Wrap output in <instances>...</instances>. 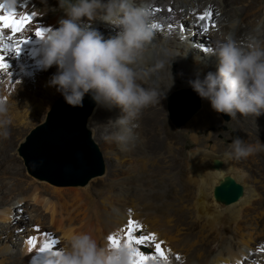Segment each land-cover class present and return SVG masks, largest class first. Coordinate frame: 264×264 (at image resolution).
Wrapping results in <instances>:
<instances>
[{
	"label": "bare ground",
	"instance_id": "obj_1",
	"mask_svg": "<svg viewBox=\"0 0 264 264\" xmlns=\"http://www.w3.org/2000/svg\"><path fill=\"white\" fill-rule=\"evenodd\" d=\"M52 2L0 0V70L3 64H12L14 71L24 69L4 80L9 86L4 89L8 120L5 113L0 114V129L42 123L67 82L79 77L98 91L90 125L102 128L105 117L106 127L117 132L123 150L128 145L140 146L133 154L124 152V156L137 158L124 164L119 173L108 165L105 175L88 182L89 199L76 207L87 204L94 210L99 203L91 198L94 185L103 177L109 181L110 194L101 200L106 208L101 217L107 222L103 237L107 243L100 244L98 237L94 240V233L84 234L80 218L71 208L64 210L46 201L51 224L96 264H264V199L259 190L264 186V170L254 167V161L264 166V0H87L71 12L57 5L49 10ZM235 2L242 5L232 7ZM112 11L114 15H110ZM138 22L161 25L166 32H156L169 33L174 39L149 44L141 35L155 33V28H138L133 24ZM194 29L199 30L196 36L203 35L206 45L191 50L198 54L182 57L178 52L187 51L188 44L179 34ZM209 44L235 64L229 70L240 78L230 80H241L238 90L224 93L225 88H217L221 53H212ZM175 61L196 81L185 85L198 88L204 97L201 111L181 131L173 129L166 109L171 90L164 84L176 83ZM36 82L43 91L36 90ZM245 87L254 93L244 91ZM224 108L232 114L230 144L218 139L225 136L219 128L209 131L224 122L219 113ZM148 127L154 129V154L143 146L141 133ZM253 141L263 144L260 160L248 158ZM188 146L195 149L185 160ZM227 146L231 148L226 150ZM112 173L117 178L112 179ZM231 183L242 190L229 201L217 190ZM19 184L12 199L8 197L14 192H5L4 187L0 195V243H4L0 245V264H43L48 259L43 238H21L20 243L14 231L25 228L23 222L16 225L15 221L25 212L27 197L37 204L44 198L37 186ZM156 193L162 196L156 198ZM137 223L148 228L141 238L129 231ZM5 232L7 236H2ZM127 237L154 249V254L138 253L139 259H133L136 246L128 244ZM212 240L220 244L216 252L206 250ZM74 261L82 263L80 258Z\"/></svg>",
	"mask_w": 264,
	"mask_h": 264
},
{
	"label": "rangeland",
	"instance_id": "obj_2",
	"mask_svg": "<svg viewBox=\"0 0 264 264\" xmlns=\"http://www.w3.org/2000/svg\"><path fill=\"white\" fill-rule=\"evenodd\" d=\"M126 1L129 2L130 0H126ZM247 1L248 0H245V2H247ZM85 3H87V0H53L52 6L49 7V10H52V7L57 5L61 8L62 11L71 12L75 9V7L83 5ZM112 4H114V2ZM232 4H233V6H232ZM232 4L229 5L228 8H232L234 6L240 7L242 5L241 3H238V2H235ZM262 6H264V3L262 4ZM0 7H1L0 8V13H1L2 6H0ZM118 10H120V7L116 6V11L118 12ZM139 10H143V9H139ZM114 13H115V11H112V13H110V15H114ZM182 18H184V21H185L186 17H182ZM187 20H190L189 17L186 18V21ZM236 21H237V19H236ZM231 22H233V21H231ZM76 24H78V23H76ZM133 24H135L136 27L139 26L138 28H142L143 26L144 27L150 26L151 27L150 29H153V27L155 28L154 29L155 33H153V32L151 33V32L147 31L146 33H143L141 35L142 38L145 41H147V43H149V44L155 43L156 41H161V39L162 40H165L166 38L168 40L174 39L173 35H171L169 33H166L164 36H163V34H161L159 32L157 33L156 31H160V32L164 33V32H166V30H164L163 26H161V25L159 26V25L154 24V22H151V25L150 24L149 25H143L142 24L143 26L140 25L141 24L140 22H138V25L136 23H133ZM244 25L245 24H243V26ZM184 30L182 32L179 31V32H181L179 34V36L183 38V43L188 44L186 47L187 51L186 50L184 51V49H183L184 52L182 51V54H181L180 50L178 53L182 57L188 58L189 56H191L190 55L191 53H194V55L198 54V52H196V51L193 52L191 50H193L195 47H199L201 45L205 46L206 44H204V42H203V40H204L203 35L196 36V33H199L198 29H194L189 34H185ZM0 39H1V36H0ZM210 39H212V38H210ZM206 41H208V40H206ZM180 42H181V39H180ZM222 45H224L222 47L226 48L225 44L222 43ZM188 46L190 47V50L188 49ZM209 48H210V51L212 53L216 54L218 52V54L221 53V55H222V56L219 55V57L221 58V60H220L221 64H219L220 71L218 70L217 78L219 79L218 81L220 83H219V85H217V88L218 87L225 88L226 91L224 93L229 92V90H234V91L238 90L237 83L241 80H235V81L230 80V78H232V79H236V78L239 79L240 78L239 73L238 74L232 73L229 70V69H231L230 67H232V68L236 67L235 64L230 59H226V57H223L224 55L222 54L221 51H213L215 49L214 45L209 44ZM104 54H103V56H104ZM5 55L6 54H2V57H5ZM200 57L204 58V57H206V54H201ZM215 65H217V64H215ZM172 66L174 68V73L176 74L177 78H176V83L175 84L173 83L174 85L171 83H168V82H166L164 84L166 88H170V90H171L168 93L167 98H166V109L169 112V116H168L169 123L172 125L173 129L176 131H181L194 118V116H196L201 111V109H202L201 107L203 105L204 97L198 88L185 85L189 82L193 83L196 81L191 80L186 76V73L181 69V65L178 62H176V61L172 62ZM1 67L3 69H5V68L6 69L4 71H3V69L0 70V74H1V76H0V79H1V81H0V114H2V113L6 114V110H5L6 106L4 104V101L6 98L4 95L5 94L4 89L9 87V86L6 85V82L4 80L6 78L7 79H13L14 78V77H12L13 72H15L17 70L23 71L24 69L20 68V69H17L14 71L12 64L9 66H8V64H3ZM147 67H149V66H147ZM35 81H37V79ZM154 82L157 83L156 80ZM2 86H4V87H2ZM35 86H36V90H38V91L44 90L43 87L41 86V83H39V82L38 83L36 82ZM179 89H194V90H196L201 97V104H202L201 107L198 109V111L194 114V116L192 118H190L186 123H184L180 126L176 125L171 120L170 110H169V97L176 90H179ZM243 89H244V91L246 90V91H250V92L254 93L252 91L253 89H248V87H245ZM21 93L24 94L25 92L21 91ZM9 94L11 95L12 93L10 92ZM8 99L11 100L12 97L9 96ZM52 104H51V106H52ZM219 113L222 116L224 122L218 126L212 127L211 129H209V131H211V132L216 131L219 128L221 131H223L225 133V136L219 135L218 139L225 140L226 143L230 144L231 142H233V140H232L233 138L230 137V134H231L230 133V128H231L230 122L232 120V114L226 108L221 109L219 111ZM5 114H3V116L4 117L6 116L5 119L8 120V116H7L8 114H6V115ZM47 115H48V113L46 114V116ZM45 119H46V117H45ZM45 119H43V121ZM102 122H103L102 124L104 126L100 129H97L96 127H94V125H90V120H89L88 127L92 130L93 137L98 142L100 149L103 152L104 159L106 162L105 173L107 171L108 165H111V166L113 165V168L115 169V171H117L119 173L122 170L124 164H127L129 162H133L134 159L137 158L136 156H134V158H130L131 155L130 156H124V152H128L130 154H133L132 152L135 153L138 150L137 149L138 147H136V146H140V145L136 144V145H128V147L124 146L125 149L123 150L121 143L118 142V140H117L118 139V137L116 136L117 132L113 129H109L106 127L107 121L105 120V117L103 118ZM39 124H37V125H39ZM36 126L28 125V126H24L22 128H15L13 126L12 127L10 126V128H6L4 130L0 129V188H1L0 195L3 194L2 187H4L5 192H7V191L14 192V194L12 193L11 196L8 197L9 199H12L13 195H15V193H18L16 190L17 186L22 185V184H19L20 182H22L24 184L23 186L26 188H28L30 186L33 187V185L37 186V189H38L41 197L44 198V202L42 204H37L34 201L33 197H29V198L27 197L28 206H27L25 212H23L22 216L21 215L16 216V221H15L17 223L16 225H21L24 223V227H25L24 230L22 228L23 231L21 230L22 232H20L19 227L15 226V228L16 227L18 228L17 232L14 231L15 234L18 235L17 241L22 243V239H24V238L25 239L36 238V239H40V240L43 238L42 240H43L44 247H45L44 252L48 258L46 263H43V264H74V262L76 263V261H74V260H76V258H80V260H82V261H80V262H82L80 264H96V262H94V259H92L91 256L84 254L82 252V250L76 244H74L71 240H69L66 236H64L61 233L60 229L55 228L51 224V218H50L51 213L49 212L48 209H46L45 204H46V201L47 202L53 201L55 204H57V205L59 204V206L61 205L60 207H63L64 210L66 207H67V210L72 209L71 212L73 211V215H75V216L78 215V217L81 219V220L79 219L78 223L84 227V230H83L84 234L89 235L90 232L94 233V234L90 233L92 236L93 235L96 236V238L94 236V240L99 238L100 244L103 245L104 243H107L108 239H103V237L107 233V229H106V225H105V224H107V222H106V220H104L101 217L102 214L104 215V213L106 212L105 204L102 203L101 200L103 198V195L110 194L109 190L111 187L108 184L109 181L104 180L103 179L104 177H103V178H100V184L94 185L93 191H94L95 195L92 194L91 198L92 199L96 198L97 203L99 202L97 204V206L94 208V210L88 209L87 204H85L84 208H83V206H81V207L76 209L77 206L83 205V202L85 203L89 199L87 195L88 194L90 195V193L87 192L86 185H69V186L56 185V184H53L52 182H50L48 180L40 179V178L32 175L28 171V167L25 163V159L20 154V147H21V143L26 140L28 134ZM204 133H205V135H207L208 132H204ZM141 135L144 138V145L143 146L148 150L149 153L154 154V129L152 127H148V129L144 130L141 133ZM188 139H189V141L191 140L190 137H186V140H188ZM116 140H117V142H116ZM212 143H213V141H212ZM262 147H263V144L261 145L259 142L253 141L251 143V147L249 148V151H248V154H250L248 156V158L249 159L258 158L259 160L262 159V156L260 153L262 151ZM228 148L230 149L231 146H227L226 150H228ZM194 149L195 148L193 146L186 147L183 159L187 160V155L190 153V151H193ZM7 157H9L8 160H6ZM248 158L246 157V159H248ZM3 160H5L4 163H3ZM246 161L249 162L248 160H246ZM260 163H261L260 161H254V164L256 165L254 167L257 170H259V168H261L263 171L264 166L262 163L261 164ZM239 165H241V164H239ZM105 173L103 175H105ZM112 174L113 175H111V178L114 179L116 177V174L115 173H112ZM103 175L96 176V177H101ZM259 179H261V178H259ZM262 180H264V179H262ZM11 188L15 189V191H13ZM259 190L262 191L263 199H264V192H263L264 186H263V188L261 186L259 188ZM99 191H101L102 193H98ZM153 193H151V197H150V199H152V201H154ZM161 196H162V194L156 193L155 197L158 198ZM262 204H264V200L262 201ZM106 206L109 207L108 205H106ZM98 207H99V209H98ZM74 208H75V210H74ZM76 210H78V212ZM89 210H90V212H89ZM83 211H85V213ZM77 213H79V214H77ZM23 220H25V221H23ZM42 220H43V222H41ZM97 223H99V224H97ZM102 223H103V225H102ZM149 224H150L149 226L152 225V223H149ZM88 228L92 231H90ZM105 229H106V231H105ZM102 231L105 233H103ZM129 231L131 233H134V235L136 237L141 238V235L145 236L143 234H145V231H148V228L141 227L140 224L137 223ZM7 234L8 233L5 232L2 236H7ZM17 235L15 237H17ZM185 235H181V236H185L186 238H188L189 234H185ZM30 236H31V238H30ZM39 236H40V238H38ZM92 236L89 237V238H91L90 241H92L93 243L98 241V240H96V241L92 240L93 239ZM134 240L135 239H133L131 237L126 238V241L129 242L128 244H130L131 246H134V245L136 246V248L132 252L133 259H135V260L139 259L138 253L148 252V253L154 254V249H147L146 246L143 245L140 241L137 244V242ZM150 242L154 243V238H150ZM169 242H172V241H169ZM1 244H2V246L4 245V243H0V245ZM48 246H51V248H48ZM219 247H220L219 242L212 240L211 243L208 245L206 250L208 252H216L219 249ZM14 248H15V250L18 249V247H15V246H14ZM47 250H49L50 253ZM71 254H73V255H71ZM39 264H41V263H39Z\"/></svg>",
	"mask_w": 264,
	"mask_h": 264
},
{
	"label": "water",
	"instance_id": "obj_3",
	"mask_svg": "<svg viewBox=\"0 0 264 264\" xmlns=\"http://www.w3.org/2000/svg\"><path fill=\"white\" fill-rule=\"evenodd\" d=\"M98 104V91L82 78L69 80L62 94L53 102L46 119L31 130L21 143L20 153L28 171L56 185H86L103 175L105 159L88 122ZM201 97L194 89H179L169 97L171 120L186 123L201 107ZM241 186H220L217 193L235 200Z\"/></svg>",
	"mask_w": 264,
	"mask_h": 264
}]
</instances>
